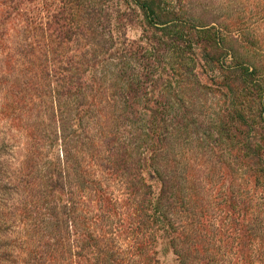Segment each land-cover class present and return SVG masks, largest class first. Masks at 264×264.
Wrapping results in <instances>:
<instances>
[{
	"label": "trees",
	"instance_id": "1",
	"mask_svg": "<svg viewBox=\"0 0 264 264\" xmlns=\"http://www.w3.org/2000/svg\"><path fill=\"white\" fill-rule=\"evenodd\" d=\"M3 229L0 264H264V0H0Z\"/></svg>",
	"mask_w": 264,
	"mask_h": 264
},
{
	"label": "rangeland",
	"instance_id": "2",
	"mask_svg": "<svg viewBox=\"0 0 264 264\" xmlns=\"http://www.w3.org/2000/svg\"><path fill=\"white\" fill-rule=\"evenodd\" d=\"M4 233H7L5 229H3V230L1 231V234H0V235H1V237H0V241L4 240V238H5V236H3ZM166 263H167V264H176V262L173 261V257H172V255H168V256H167V258H166Z\"/></svg>",
	"mask_w": 264,
	"mask_h": 264
}]
</instances>
